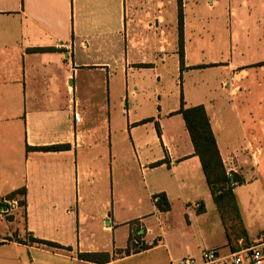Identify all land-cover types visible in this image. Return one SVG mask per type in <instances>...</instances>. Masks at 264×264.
<instances>
[{"label": "crops", "instance_id": "0c3cea01", "mask_svg": "<svg viewBox=\"0 0 264 264\" xmlns=\"http://www.w3.org/2000/svg\"><path fill=\"white\" fill-rule=\"evenodd\" d=\"M181 98L243 178L247 248L264 229V0H0V264L232 252Z\"/></svg>", "mask_w": 264, "mask_h": 264}, {"label": "trees", "instance_id": "16d2710c", "mask_svg": "<svg viewBox=\"0 0 264 264\" xmlns=\"http://www.w3.org/2000/svg\"><path fill=\"white\" fill-rule=\"evenodd\" d=\"M180 58L183 66L182 39H180ZM178 113H180L184 119L195 153L200 159L206 184L218 208V212L224 225L228 244L233 251L238 250L240 248V245L238 244L239 239H242V245H247V234L244 229L234 195V187L237 184H241L243 182V178L236 173H231L230 175L226 173L203 105L185 107L183 98H181ZM60 147L61 146H49L38 147L35 149L55 150ZM18 192L23 193L22 190ZM15 194V192L10 193L7 195V198H13ZM154 199V203L159 211L169 210L170 203L164 193L154 195ZM19 204H22V201H19ZM0 206L4 205L0 202ZM31 242L41 243L50 247H61L56 243L35 238H32ZM156 243L157 241H155L152 245ZM152 245L142 244L137 247L127 246L124 250L117 251V255L122 256L128 255L131 252H139L151 247ZM78 257L97 263L107 262L110 258L108 253H79Z\"/></svg>", "mask_w": 264, "mask_h": 264}, {"label": "built area", "instance_id": "2783aa9c", "mask_svg": "<svg viewBox=\"0 0 264 264\" xmlns=\"http://www.w3.org/2000/svg\"><path fill=\"white\" fill-rule=\"evenodd\" d=\"M75 117L77 115L75 114ZM225 171L228 175L235 173V167L233 163L225 165ZM3 202L8 207L17 204L16 200L3 199ZM8 208L0 210L1 213L7 212ZM264 261V229H262L257 238L247 248H240L236 251L230 252L226 256H221L215 249L204 250L199 259L193 256H185L180 259V264H244L260 263Z\"/></svg>", "mask_w": 264, "mask_h": 264}]
</instances>
